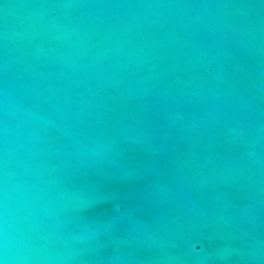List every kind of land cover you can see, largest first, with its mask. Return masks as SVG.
I'll use <instances>...</instances> for the list:
<instances>
[{"label": "water", "instance_id": "95a60500", "mask_svg": "<svg viewBox=\"0 0 264 264\" xmlns=\"http://www.w3.org/2000/svg\"><path fill=\"white\" fill-rule=\"evenodd\" d=\"M0 264H264V0H0Z\"/></svg>", "mask_w": 264, "mask_h": 264}]
</instances>
